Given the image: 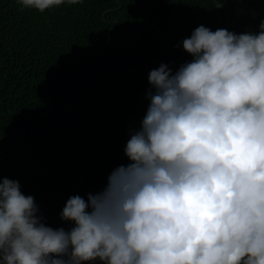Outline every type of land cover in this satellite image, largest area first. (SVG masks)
<instances>
[{"label":"clouds","instance_id":"9594fccd","mask_svg":"<svg viewBox=\"0 0 264 264\" xmlns=\"http://www.w3.org/2000/svg\"><path fill=\"white\" fill-rule=\"evenodd\" d=\"M45 10L82 0H18ZM216 3V0H215ZM216 7H222L216 3ZM201 25L193 59L149 73L150 104L108 186L46 226L18 181H0V264H264V22ZM179 47V45H177Z\"/></svg>","mask_w":264,"mask_h":264},{"label":"trees","instance_id":"16d2710c","mask_svg":"<svg viewBox=\"0 0 264 264\" xmlns=\"http://www.w3.org/2000/svg\"><path fill=\"white\" fill-rule=\"evenodd\" d=\"M216 3L82 0L41 13L0 0V181H18L46 226L69 231L68 199L87 202L131 163L125 148L150 104L149 73L190 62L183 39L201 25L260 31L264 0Z\"/></svg>","mask_w":264,"mask_h":264}]
</instances>
